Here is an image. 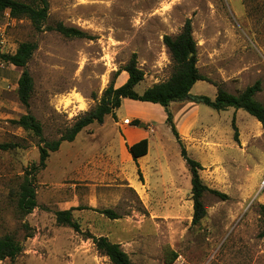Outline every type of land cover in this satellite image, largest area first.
Listing matches in <instances>:
<instances>
[{
	"label": "rangeland",
	"instance_id": "rangeland-1",
	"mask_svg": "<svg viewBox=\"0 0 264 264\" xmlns=\"http://www.w3.org/2000/svg\"><path fill=\"white\" fill-rule=\"evenodd\" d=\"M188 19L199 73L234 95L260 81L256 100L264 105V0H49L46 26L62 23L89 39L37 32L27 19L3 16L2 53H14L23 42L37 49L27 64L34 83L28 108L16 93L23 69L0 62V144L19 145L0 150V237L10 235L23 247L0 264H110L88 234L119 244L132 264H264V129L242 110L217 112L192 102L169 107L177 130L188 115L196 116L189 133L178 131L182 145L200 163L203 183L226 197L207 193L206 217L196 226L190 176L164 108L129 99L120 109L128 124L108 115L73 142H62L36 175L38 207L26 216L17 209L19 185L38 162L39 148L11 122L30 113L44 139H58L99 104L110 84L126 82L125 72L116 73L133 54L144 73L137 93L168 80L173 63L163 37L177 35ZM216 93L204 81L190 92L211 99ZM142 139L149 150L137 162L126 145ZM69 209L80 232L56 222L55 213Z\"/></svg>",
	"mask_w": 264,
	"mask_h": 264
},
{
	"label": "trees",
	"instance_id": "trees-1",
	"mask_svg": "<svg viewBox=\"0 0 264 264\" xmlns=\"http://www.w3.org/2000/svg\"><path fill=\"white\" fill-rule=\"evenodd\" d=\"M5 14H8L11 19L29 20L37 32L55 31L70 39L90 38L83 30L65 26L62 23L46 26L49 15V0H33L32 2L0 0V20ZM163 44L168 50L173 63V72L168 80L146 88L142 94L137 93L135 88L144 80V73L137 67L136 55L133 54L122 70L116 73V76H119L121 72H125L128 75L126 82L118 88H115L113 83L110 84L105 90L99 104L89 112L78 117L71 127L66 129L58 139L52 141L44 139L42 125L30 113L24 114L11 122L36 138L39 148L38 162L25 170L22 182L19 185L17 209L22 216L30 214L38 207L36 200V175L44 170L50 154L57 152L62 142H73L76 136L90 125L94 123L103 124L105 117L108 115L114 117V112L120 108L123 99L157 104L164 108L166 113L165 123L170 129L173 138L181 146V155L190 176L193 226L198 225L206 217L203 197L207 193L221 199L226 198L220 192L208 188L203 183L199 175L202 167L199 162L187 156L169 107L174 103L192 102L203 104L217 112L226 111L229 108L242 110L256 119L264 129V105L256 100L257 94L261 91V83L257 81L239 94L234 95L223 89L220 84L214 83L201 75L197 68V44L193 38L192 24L189 19L186 20L177 35L164 36ZM36 49L37 45L35 43L23 42L14 53L5 54L1 52L0 40V62L23 69L17 81L16 93L19 102L26 108L29 107L34 86L31 74L27 70V64ZM198 81H204L215 86L217 93L214 99L207 96H192L190 94L193 86ZM232 123L236 132L237 128L235 127L234 120ZM132 125L139 126L141 123L138 120H134ZM235 137H237V133H235ZM18 146L17 144H0V150L8 151L18 148ZM126 147L131 158L136 161L138 158L148 154L149 142L147 139H142L130 146L126 145ZM138 173L141 176L140 169ZM73 210L56 212V222L61 226L80 232L79 225L72 217ZM99 213L109 219L118 218L111 210H102ZM259 213L264 221V204L260 205ZM259 237L264 239V229ZM86 238L92 240L97 252L101 256L106 257L110 264H132L129 256L122 250L119 244L110 242L106 237H95L90 234ZM22 250V245L12 236L5 235L0 237V261L14 260L20 255Z\"/></svg>",
	"mask_w": 264,
	"mask_h": 264
},
{
	"label": "crops",
	"instance_id": "crops-1",
	"mask_svg": "<svg viewBox=\"0 0 264 264\" xmlns=\"http://www.w3.org/2000/svg\"><path fill=\"white\" fill-rule=\"evenodd\" d=\"M123 100H125V99H123ZM123 100H122V102H121V106H120V108L118 109V110H116L115 112H114V119L116 120L115 122L116 123H119L120 122V120L122 121V123L125 121V120H131V119H129L126 115H123V114H120V109H121V107H122V105H123ZM186 105V104H185ZM190 106H187V107H185L184 108V113L182 114V116L181 117H185L187 114H188V112H189V110H191V109H188L187 110V108H189ZM189 116V115H188ZM186 117V118H184V122H183V124H184V126H182L181 128L180 127H178V131H182V132H187V133H189V131L191 130V129H193L194 128V126L196 125V123H197V121H196V116L195 115H193L192 117H191V115L189 116V117ZM191 121V122H190ZM124 125H126V124H124ZM184 135H185V133H184ZM128 143V142H127ZM128 145L130 146V145H132V144H130V143H128ZM131 157V156H130ZM142 158V157H141ZM132 159V158H131ZM140 158H138L137 159V162H138V160H139ZM140 171H142V169H140Z\"/></svg>",
	"mask_w": 264,
	"mask_h": 264
},
{
	"label": "built area",
	"instance_id": "built-area-1",
	"mask_svg": "<svg viewBox=\"0 0 264 264\" xmlns=\"http://www.w3.org/2000/svg\"><path fill=\"white\" fill-rule=\"evenodd\" d=\"M124 123H127L128 124L129 123V120H125ZM263 185H264V182H263Z\"/></svg>",
	"mask_w": 264,
	"mask_h": 264
}]
</instances>
